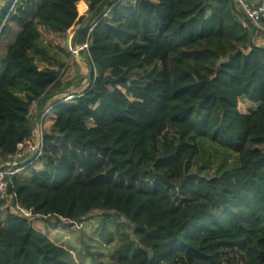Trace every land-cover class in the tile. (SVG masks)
Returning <instances> with one entry per match:
<instances>
[{
  "label": "trees",
  "instance_id": "obj_1",
  "mask_svg": "<svg viewBox=\"0 0 264 264\" xmlns=\"http://www.w3.org/2000/svg\"><path fill=\"white\" fill-rule=\"evenodd\" d=\"M84 1L41 0L28 20L18 18L21 0L0 12V170L49 104L55 115L43 169L12 178L0 200V264H231L230 254L264 264V45L255 29L235 0H86L88 20ZM40 26L73 34L86 54L88 87L71 100H54L74 83L62 81L70 54L51 56ZM241 99L256 110L241 114ZM166 126L178 137L158 154ZM95 212L120 222L115 260L64 247L22 216L72 226Z\"/></svg>",
  "mask_w": 264,
  "mask_h": 264
},
{
  "label": "rangeland",
  "instance_id": "obj_2",
  "mask_svg": "<svg viewBox=\"0 0 264 264\" xmlns=\"http://www.w3.org/2000/svg\"><path fill=\"white\" fill-rule=\"evenodd\" d=\"M16 2L17 0H0V12L2 11V9L11 10L15 6ZM40 2L41 0H21L20 3L21 11L18 15V18L21 19L22 17H24L26 20L31 19L33 12L39 6ZM89 4H90L89 1L85 0L80 5V11L86 17L87 20L91 16L89 12ZM10 25H11L10 26L11 33L15 34L16 32L19 31L15 23H12ZM39 31L41 36V42L43 45L49 47V49L51 50L50 52L51 56L57 54L58 57L60 56L66 57L65 55L66 52L64 53V51H67L70 54V58L67 57L65 61L66 68L62 73V80L68 81L73 78L72 80L74 82L75 80H77L79 83L82 82L83 85L78 88L79 89L78 93L83 92V90L86 87H88L89 80L87 79V77L89 76V72H90L89 69H87L88 66L86 62V54L82 53L81 48H75V46L73 45L74 44L73 40L72 41L70 40V42L67 41V38L64 35L48 30L44 26H40ZM11 42L12 40L9 42V45ZM261 45L263 44L261 43ZM6 48H7V44L0 45L1 56H4ZM58 100H60V98H58ZM50 106L51 104L48 105V107ZM256 108H257L256 105L244 99L239 100L238 110L241 114L246 115L253 113L256 110ZM51 112L49 114L50 116H51ZM37 117L39 119L40 116ZM51 121L52 119L50 120L49 117V120H47L46 122L45 130H48V128H50ZM177 137L178 136L176 131L171 126H166L162 130L160 136L157 138L155 142V147H156L155 151L158 154H162L164 147L163 144L166 142L174 141L176 140ZM33 166L35 170L43 169V163L41 164L40 162L34 164ZM23 172H25L24 174L22 173L25 176H29L31 173L28 170L27 172L26 171ZM22 216L27 217L34 224V226L40 231L48 232L50 238L54 242L64 247H68L70 244L75 248L80 249L82 247V249H85L86 245H89L92 248L90 251L97 252L96 249H98L99 253L102 255V258H105L104 260H115V258H112L111 254L114 251V246L118 242V237H117L118 234H116L117 231L115 226L120 222H118V220H116V218H114V216L112 215H104L101 212H95L92 213L88 218H86L83 221L84 222L83 224H78V225L75 224L72 226H70L68 223L64 221L56 222L55 220H50L48 224H46L45 221H43V219L41 218L32 217L29 214H26V216L25 215ZM104 220H110L109 222L114 223L108 225L107 227V232L115 234L114 241L110 245L107 244V238L109 234L105 233L103 234V236H101V233L103 231L101 222ZM129 235L131 236V232H129ZM230 256L231 258L236 257L234 261L231 262V264H241L236 254H230ZM97 259L100 260V258ZM76 260L79 261L77 256H76Z\"/></svg>",
  "mask_w": 264,
  "mask_h": 264
},
{
  "label": "built area",
  "instance_id": "obj_3",
  "mask_svg": "<svg viewBox=\"0 0 264 264\" xmlns=\"http://www.w3.org/2000/svg\"><path fill=\"white\" fill-rule=\"evenodd\" d=\"M235 2L245 21L255 29L253 41L258 45H261V43L264 45V0H259L256 6L250 5L246 0H235ZM73 98L74 96H69L66 100ZM52 109V106H50L40 114L39 119L36 121V128L31 141L27 142L23 147H19L18 151L14 155L9 156L8 160L3 164V169L0 170V200L7 198L9 182L12 178L23 171H27L43 157L46 122L49 120V114ZM38 110V102H33L30 116L32 118L35 117Z\"/></svg>",
  "mask_w": 264,
  "mask_h": 264
},
{
  "label": "crops",
  "instance_id": "obj_4",
  "mask_svg": "<svg viewBox=\"0 0 264 264\" xmlns=\"http://www.w3.org/2000/svg\"><path fill=\"white\" fill-rule=\"evenodd\" d=\"M246 1H248L249 3H250V5H254V6H256L258 3H259V0H246ZM70 40L72 41L73 40V45L75 46V48H79L78 46H77V44H76V40H75V38H74V35L73 34H71V36L70 35H68V37H67V41H69L70 42ZM87 69H89V68H87ZM65 70V69H64ZM64 70H63V72H64ZM89 71H90V69H89ZM62 72V73H63ZM73 79V78H72ZM70 80V81H73V80ZM80 79V78H79ZM62 81H64V80H62ZM67 81V80H66ZM65 82V81H64ZM83 84H82V82L79 84V82L77 81V80H75V82L73 83V85L69 88V89H67L65 92H63V93H58V95H57V97H55L54 98V100H56V99H58V98H60V99H62V98H67V96H69V95H72V94H75V93H78V91H79V87H81ZM50 103V102H49ZM38 113L39 112H37L36 113V115H38ZM52 117H55V115H54V113H53V111L51 112V116H50V120L52 119L53 120V118ZM35 119V118H34ZM36 120V119H35ZM34 120V121H35ZM36 122V121H35ZM34 122V131H35V128H36V123ZM51 123H52V121H51ZM51 123H50V125H51Z\"/></svg>",
  "mask_w": 264,
  "mask_h": 264
},
{
  "label": "water",
  "instance_id": "obj_5",
  "mask_svg": "<svg viewBox=\"0 0 264 264\" xmlns=\"http://www.w3.org/2000/svg\"><path fill=\"white\" fill-rule=\"evenodd\" d=\"M85 29H87V26H84V27H82V28H80L79 30H78V32H80V31H82V30H85ZM91 71L89 72V77H90V75H91Z\"/></svg>",
  "mask_w": 264,
  "mask_h": 264
}]
</instances>
